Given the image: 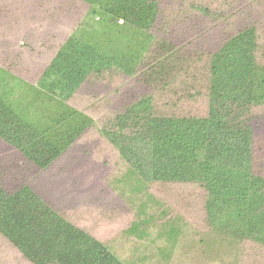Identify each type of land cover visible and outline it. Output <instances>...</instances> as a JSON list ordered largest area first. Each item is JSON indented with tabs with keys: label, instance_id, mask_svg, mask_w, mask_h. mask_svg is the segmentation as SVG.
Wrapping results in <instances>:
<instances>
[{
	"label": "trees",
	"instance_id": "1",
	"mask_svg": "<svg viewBox=\"0 0 264 264\" xmlns=\"http://www.w3.org/2000/svg\"><path fill=\"white\" fill-rule=\"evenodd\" d=\"M35 4L37 12L27 0H0V26L14 28L28 15H37L32 21L40 25L54 21L33 23L47 60L34 79H25L16 61L24 45L40 55L42 49L13 42L19 52L11 47L0 59V146L7 150L0 154V241L24 264H139L121 260L107 241L73 224L34 182L96 132L125 165L115 190L144 197L130 208L133 220L118 240L160 243V264H168L189 227L151 190L186 186L201 203L196 242L231 264H264V174L256 154L264 129V36L258 23L245 10L228 14L192 2L195 16L213 27L242 21L222 28L214 46L189 48L190 41L166 36L163 0ZM80 93L89 102L100 96L117 103L96 123L72 104Z\"/></svg>",
	"mask_w": 264,
	"mask_h": 264
},
{
	"label": "rangeland",
	"instance_id": "2",
	"mask_svg": "<svg viewBox=\"0 0 264 264\" xmlns=\"http://www.w3.org/2000/svg\"><path fill=\"white\" fill-rule=\"evenodd\" d=\"M35 1L27 0V8L37 12L38 5ZM43 2L46 4L48 0ZM163 2L167 11L164 17L166 36L178 43L190 41L192 45L189 48L214 46L222 28L238 25L242 21L241 18L235 21L231 19L224 26L213 27L209 21L195 16L189 7L192 2L212 4L226 10L228 14H231L234 9L245 10L258 23L259 30L264 36V0H163ZM25 5L26 3L23 4L22 11L25 10ZM43 17L49 18L45 15ZM36 18L39 17L28 15L23 20H19V26L14 25V28L0 26V59H7L8 50L11 47L15 52H19V46L14 47L13 42L19 44L25 41L36 49H42L40 55L39 52L26 50L27 46L24 45L22 56L16 61L20 63L21 75L27 80L34 79L38 64H44L47 61L45 48L36 45L37 39L34 37L36 30L40 29L35 28L33 32V23L45 27L54 22L52 20L53 22L40 25L32 21ZM25 22H29L28 27H21L20 23L25 25L27 24ZM55 22H61V18H57ZM13 23L10 22V25ZM52 30L59 36L56 26ZM64 33L67 34L68 29L65 28ZM99 98L97 102H89L80 93L72 104L83 109L97 123L117 103L114 99L104 102L100 96ZM256 150L257 169L264 174V129L259 134ZM6 151L5 147L0 146V154ZM124 172L125 165L116 152L96 132H91L62 164L56 165L49 175L42 176L34 182L38 184L39 191L48 200L54 202L73 224L91 232L97 239L107 241L121 260L139 264H160L155 248L161 245L160 243L134 239L118 240L119 231L133 220L130 208L144 201L143 196L128 193L123 196L115 190L112 184ZM151 194L157 200L163 201L166 207L173 209L189 227L184 232V241L178 246L168 264H231L230 261L221 258L219 251H212L196 242L198 238L194 237L192 229L200 223L201 203L194 188L154 186ZM156 233L155 229L152 230V238L156 236ZM0 264L24 263L20 262L13 251L0 241Z\"/></svg>",
	"mask_w": 264,
	"mask_h": 264
}]
</instances>
